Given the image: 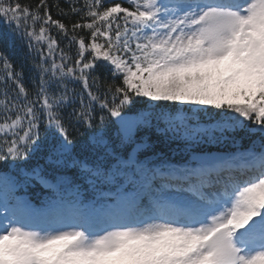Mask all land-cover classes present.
<instances>
[{
  "label": "snow or ice",
  "instance_id": "1",
  "mask_svg": "<svg viewBox=\"0 0 264 264\" xmlns=\"http://www.w3.org/2000/svg\"><path fill=\"white\" fill-rule=\"evenodd\" d=\"M65 2L0 0V264H264V0Z\"/></svg>",
  "mask_w": 264,
  "mask_h": 264
},
{
  "label": "trees",
  "instance_id": "2",
  "mask_svg": "<svg viewBox=\"0 0 264 264\" xmlns=\"http://www.w3.org/2000/svg\"><path fill=\"white\" fill-rule=\"evenodd\" d=\"M19 2L22 4V5H31V6H35L39 0H19ZM83 0H79V2L77 3V7L81 6ZM48 3L50 5L54 4V3H59L60 7L63 8L66 12L68 11L69 9V5L65 2V0H48ZM51 14L53 15V18L54 19H61L65 24H71V23H75L76 20L78 19V17L74 14H69V16H60L57 14V10L56 8H51ZM0 51H3L5 52L8 57L12 60V62L14 63V65L16 66L17 70H20L21 68L23 69V72H24V80H25V84L27 87L31 88V84H32V81H31V77H32V73L30 71V61H31V58L28 57L26 54H27V48L23 46L22 42L19 41V40H16L12 37H10L9 35H7L8 33V29L4 26V21L3 20H0ZM86 30H82L81 31V34H84ZM52 35L54 36H57V39L59 40L60 37L59 35L57 34L56 30L55 29H52V32H51ZM67 43L66 40H62L61 43H60V46L61 47H64L65 44ZM72 51L74 52L75 51V46L73 47ZM118 82V81H117ZM71 87H76L78 88L79 85H70ZM237 136H245V133L243 132H239L237 133ZM155 135L153 134L152 136V139H155ZM87 137H83V138H80L78 137L77 138V142L80 143L81 140H86ZM252 140H256V139H259V133H257L256 135L252 136L251 137ZM250 140L248 138H245L243 141H242V146L244 148H247L250 144ZM172 148H177V147H183L182 144H180L179 142H176V143H173L171 145ZM163 149L166 153H168L169 155H171V153L168 152V149L167 148H163V145H158L157 146V151ZM211 150L213 151H216V150H219L217 148H212ZM224 150H228V149H224ZM175 159H180V156L179 154H177L175 156ZM0 168H3L2 165H0ZM42 191V190H41Z\"/></svg>",
  "mask_w": 264,
  "mask_h": 264
},
{
  "label": "rangeland",
  "instance_id": "3",
  "mask_svg": "<svg viewBox=\"0 0 264 264\" xmlns=\"http://www.w3.org/2000/svg\"><path fill=\"white\" fill-rule=\"evenodd\" d=\"M121 3L123 6L128 7V0H105V3Z\"/></svg>",
  "mask_w": 264,
  "mask_h": 264
}]
</instances>
